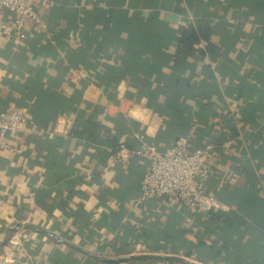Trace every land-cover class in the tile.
<instances>
[{
  "label": "crops",
  "instance_id": "1",
  "mask_svg": "<svg viewBox=\"0 0 264 264\" xmlns=\"http://www.w3.org/2000/svg\"><path fill=\"white\" fill-rule=\"evenodd\" d=\"M39 13L46 29H18L0 10V112L27 114L8 134L20 151L0 150V242L20 223L0 258L264 264V0H49ZM203 25L209 41L183 51L181 32ZM180 136L210 146L218 209L137 204L142 144Z\"/></svg>",
  "mask_w": 264,
  "mask_h": 264
},
{
  "label": "built area",
  "instance_id": "2",
  "mask_svg": "<svg viewBox=\"0 0 264 264\" xmlns=\"http://www.w3.org/2000/svg\"><path fill=\"white\" fill-rule=\"evenodd\" d=\"M49 0H0V10L15 14L16 27L33 22L42 29L46 21L39 13V7ZM27 123L26 111L19 107H8L0 112V150L19 152L20 148L8 140L9 133L19 132ZM142 139V135H137ZM209 145L189 149V137L180 136L165 150L159 151L154 145L142 144L139 152L148 160V166L140 180L138 205L150 198L170 197L184 206L198 210H212L220 207L219 201L205 191L204 184L210 175L206 161ZM126 147L119 145V153L125 155ZM27 257V256H26ZM13 258L2 257L0 264H12Z\"/></svg>",
  "mask_w": 264,
  "mask_h": 264
},
{
  "label": "trees",
  "instance_id": "3",
  "mask_svg": "<svg viewBox=\"0 0 264 264\" xmlns=\"http://www.w3.org/2000/svg\"><path fill=\"white\" fill-rule=\"evenodd\" d=\"M212 33V28L207 25L199 26L194 29H189V30H184L181 32V35L178 38V43L181 47V49L185 52H189L193 45L199 41H204L207 42L209 41L210 35ZM219 213H213L212 215L210 214L211 219H217ZM197 250L195 252L196 258L203 259V256L208 259L210 257V251L207 253L204 251L206 249L205 242H198L197 243ZM209 250V248H207ZM187 254H191L190 249L186 250ZM206 253V255H204Z\"/></svg>",
  "mask_w": 264,
  "mask_h": 264
},
{
  "label": "water",
  "instance_id": "4",
  "mask_svg": "<svg viewBox=\"0 0 264 264\" xmlns=\"http://www.w3.org/2000/svg\"><path fill=\"white\" fill-rule=\"evenodd\" d=\"M19 226H20V223H15V224H13L12 226L8 227L7 230L5 231V234H4V236H3L2 241L0 242V245H4L5 242H6L7 239H8L9 232H10L11 230H13V229L19 227ZM182 260H183L186 264H198L197 262L192 261V260H186V259H184V258H182Z\"/></svg>",
  "mask_w": 264,
  "mask_h": 264
}]
</instances>
